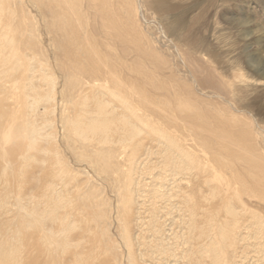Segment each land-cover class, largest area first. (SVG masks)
I'll use <instances>...</instances> for the list:
<instances>
[{"label": "bare ground", "instance_id": "6f19581e", "mask_svg": "<svg viewBox=\"0 0 264 264\" xmlns=\"http://www.w3.org/2000/svg\"><path fill=\"white\" fill-rule=\"evenodd\" d=\"M138 7L166 16L179 50L191 43L186 16L170 0H0V264H87L89 257L139 264L135 249L171 252L163 240L148 239L154 227L141 213L172 199L185 204L179 213L187 219L174 220L171 235L173 226L185 228L194 264H231L241 228L264 260V215L251 201H264V124L248 116L243 98L264 83L234 86L210 71L201 87L234 86L236 106L206 102L144 47ZM36 26H44L64 80L63 145L114 193L120 253L110 234L113 203L102 186H72L67 155L54 145L48 112H56L48 107L57 84ZM209 47L199 39L185 55Z\"/></svg>", "mask_w": 264, "mask_h": 264}, {"label": "rangeland", "instance_id": "374dc122", "mask_svg": "<svg viewBox=\"0 0 264 264\" xmlns=\"http://www.w3.org/2000/svg\"><path fill=\"white\" fill-rule=\"evenodd\" d=\"M226 1L223 3L222 0H170L171 4L179 5L178 13H184L186 16L187 26L183 28V32L191 39V43L183 44L181 50L176 47V41L170 37L167 31L166 16L159 10L138 7L137 26L141 32L144 47L164 59L166 71H175L178 74L176 75L177 78L183 84L186 82V85H190L194 93L206 102H215L219 108L225 107L231 110L236 106L234 93H232L234 86L248 81V83L253 81L264 83V48L260 47L264 46V0ZM31 9L33 15L37 16V20L40 22L38 12L33 8ZM33 15L31 14L32 17ZM242 20H246L249 24H241ZM250 24L253 26H250ZM34 33L36 40L39 43L41 42L45 53L51 57L50 63H52V67L49 66L47 70H49V74L57 84L58 94L53 104L48 107L56 112L55 116L48 112L49 121L52 122L53 132L56 135L54 145L59 146L60 144L67 155L62 160L63 166L73 172L71 174L74 178L72 186H76L77 183L81 189L98 186V190L101 191L102 186L105 190L102 196L108 199L111 204L113 203L109 220L110 234L112 241L118 247V253H120L119 248L122 247L117 232L118 223L115 218L116 197L106 183L101 180L102 178L95 173V168L86 163L75 162L70 150L64 147L62 142L63 130L59 127L60 111L63 104L61 92L64 88V80L61 72L56 68L52 46L44 26L42 31H39L36 26ZM31 35L32 32L28 33V37ZM199 39L210 44L209 52L204 49L205 52L203 53L201 50L196 54L185 55V52ZM210 71H213L216 77H220L228 84L234 86L222 92H218L213 88L203 89L201 81L209 75ZM241 77L243 78L241 79ZM261 87V85L258 86L257 89L249 91L243 97L245 103L251 104L252 107L248 116H252L255 124L260 127L264 124V113L260 110L261 105L264 104V88ZM231 95L233 99L230 97ZM263 127L264 125L261 128ZM262 139L264 140V136ZM32 163L36 166L43 164L40 161ZM162 191H166V188L162 189ZM251 201L255 205L254 209L264 215V201L253 198ZM184 205L173 199L167 202L160 201L157 204V209L151 211V215L141 213V221L154 227V230L148 233V239L154 240L155 244L159 240H163L166 243V247L171 245V252L157 254L153 250L147 252L135 249V255L139 257V264H194V262L188 260V246L183 240L184 233H186L185 228L173 226L174 238L170 231V224L174 220L177 221L180 217L187 219V214L182 216V213H179V211L186 209ZM245 217L243 214L242 216L240 215L239 222L241 224H243ZM199 221L202 222L203 228H207L205 218L201 217ZM247 235L248 231L241 228V235L237 237L238 243L231 254V264H264V260L259 258L257 250L254 249L252 251L250 248L249 242L251 241L247 238ZM243 236H246L245 242H243ZM87 264H96V261L89 257ZM108 264H115V262L111 261Z\"/></svg>", "mask_w": 264, "mask_h": 264}]
</instances>
